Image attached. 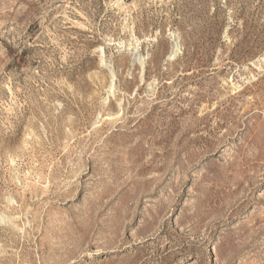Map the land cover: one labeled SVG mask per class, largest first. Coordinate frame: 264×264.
Instances as JSON below:
<instances>
[{
    "label": "rangeland",
    "instance_id": "1",
    "mask_svg": "<svg viewBox=\"0 0 264 264\" xmlns=\"http://www.w3.org/2000/svg\"><path fill=\"white\" fill-rule=\"evenodd\" d=\"M0 264H264V0H0Z\"/></svg>",
    "mask_w": 264,
    "mask_h": 264
},
{
    "label": "bare ground",
    "instance_id": "2",
    "mask_svg": "<svg viewBox=\"0 0 264 264\" xmlns=\"http://www.w3.org/2000/svg\"><path fill=\"white\" fill-rule=\"evenodd\" d=\"M175 47H176V44H175Z\"/></svg>",
    "mask_w": 264,
    "mask_h": 264
}]
</instances>
